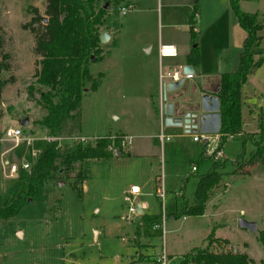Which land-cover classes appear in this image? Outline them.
Segmentation results:
<instances>
[{
	"label": "rangeland",
	"instance_id": "rangeland-1",
	"mask_svg": "<svg viewBox=\"0 0 264 264\" xmlns=\"http://www.w3.org/2000/svg\"><path fill=\"white\" fill-rule=\"evenodd\" d=\"M134 4L125 14L118 7L108 10L105 23L116 33L100 43L103 58L88 64L92 79L98 71L106 72L105 78L82 94L76 116L64 119L57 131L60 152L76 143L93 144L106 133V149L112 155L87 159L82 182L74 177L82 168L74 162L69 176L58 178L62 175L54 173L35 184V194H23L15 213L0 217V264H152L162 246L179 263L191 247L208 244L213 251H227L233 244L252 258L249 264H264V243L258 238L264 237V164H260L264 137L258 135L260 123L264 128V63L254 74H247L240 86L241 125L234 134L225 135L221 159L214 160L204 142L191 138L198 129L184 132L180 126L161 122V132L168 137L160 144L152 135L157 134L160 121L153 120L147 93L154 90L157 102L158 69L165 72L168 66L178 65L171 56L158 59L156 49L159 40L174 42L179 55L187 47L193 0H134ZM220 6L221 0H197L194 23L198 42L215 50L224 38L223 19L216 17L211 23ZM32 7L44 19V0H0V202L26 174L20 169L8 175V165L31 160V151L37 152L47 136L45 127L36 122L45 109L37 103L38 93L33 89L40 56L33 50L30 30L32 26L42 29L44 21L25 26L33 15ZM185 79L184 96L179 90L166 91V100L186 106L187 99L197 106L195 95L204 81ZM90 82L84 81L86 88ZM24 118L26 123L21 124ZM17 125L22 140L14 145L3 135V128ZM120 131L131 137L129 155H113L118 153L117 144L121 150L127 148L120 144L124 135ZM74 136L88 140L76 142ZM256 146L260 148L255 156ZM56 163L64 165L59 159ZM211 169L219 173L220 181L208 191L203 212L175 217L182 200L193 203L197 177ZM132 184L139 188L134 200L142 204V213L164 215L163 243L162 226L151 224L140 228L135 241L139 216L128 215V203L123 200ZM157 184L163 189L162 199L156 193ZM238 217L255 221V229L239 227ZM210 229L213 232L207 236Z\"/></svg>",
	"mask_w": 264,
	"mask_h": 264
},
{
	"label": "trees",
	"instance_id": "trees-1",
	"mask_svg": "<svg viewBox=\"0 0 264 264\" xmlns=\"http://www.w3.org/2000/svg\"><path fill=\"white\" fill-rule=\"evenodd\" d=\"M44 0L43 14L45 19L39 15L36 7H32L33 15L25 24L37 20L43 22L42 29L30 27L34 34L33 50L40 57L37 61V68L34 72V84L28 87L31 94L33 88L37 93V103L45 114L38 118L36 122L46 129L49 139L43 141L38 153L32 159L31 165L22 181L17 183L15 189L5 195L0 202V217L12 216L18 207L19 200L23 194L29 196L35 194V184L55 175L61 178L73 168L74 162H80L85 158H105L111 156V152L106 149L109 141L108 135L104 134L93 144L85 146L74 144L65 152L58 150V141L55 138L61 123L66 118H72L77 114L82 94L94 90L97 87L98 72L92 79L88 64L90 61L98 60L102 57L101 44L99 42V25L106 16L108 10L119 7L122 3H130V0ZM230 8L236 16L238 24L245 31L241 41L238 64L234 70L224 71L217 75V88L212 93L218 98L220 122L218 133V144L225 139V135L234 134L241 125L240 86L245 81L249 70L262 61L261 56L254 58L256 46L260 40L257 31L261 28L256 12L243 11L238 6V0H228ZM131 4V3H130ZM197 10V0H193V12L188 16V40L189 50L185 56V61L191 65L198 64L199 47L197 32L194 29V19ZM5 68V65H4ZM91 79L86 88L84 81ZM157 112V108L155 107ZM258 135L264 137V128L259 124ZM117 140V139H116ZM118 143V141H117ZM264 150V143L260 144ZM253 153L258 155L259 148ZM118 155H128L127 151L121 150L117 144ZM264 160V155L260 156ZM56 159L64 165H57ZM196 167V166H195ZM87 170L83 167L77 169L74 177L81 181L86 176ZM55 178V179H58ZM220 181V175L214 169L206 171L197 177L194 185L192 204L187 205L182 200L179 213L201 214L205 207V200L211 187ZM77 191L80 189L73 185ZM160 221V215L140 214L139 224L135 230L139 236L140 228L144 225L155 224ZM213 229H210L207 236H211ZM264 243V237L258 236ZM211 239V238H210ZM226 242L225 239H222ZM211 240H209L210 242ZM209 245V244H208ZM208 245L200 247L195 245L182 254L178 264H249L251 258L245 252L235 248L227 251H213Z\"/></svg>",
	"mask_w": 264,
	"mask_h": 264
},
{
	"label": "crops",
	"instance_id": "crops-1",
	"mask_svg": "<svg viewBox=\"0 0 264 264\" xmlns=\"http://www.w3.org/2000/svg\"><path fill=\"white\" fill-rule=\"evenodd\" d=\"M130 3L132 5V8H134V5H135L134 0H130ZM122 4H125V3H122ZM221 5L222 6H220L218 8L217 13H215L214 18L211 21V23H214V20H216V17L217 18L220 17V19L221 18L223 19V21H224V28L222 26V29L224 32L223 41L220 44V46L217 47V50H215L213 48V46L209 47V44H207V43L203 44L202 40H200V42H198V47H199L198 64H196L194 66L192 65V68H193L192 76L187 78V79H190V78L196 77L197 79H200V80L202 79L204 81V83L202 85L201 84L199 85V88L201 90L200 92L210 93L212 87H214V85H215L216 78H217V75L219 73L224 72V71L234 70L236 68V66L238 64L239 53H240V50L242 48L241 47V41L245 35V31L238 24L236 16L232 12L230 5L228 3V0H221ZM238 6L243 11H248V12L254 11V12H256L258 20L261 23V28L257 31V33L260 35V40L256 46V52L254 53V58H256L257 56H261L262 61L259 65L251 68L249 70V72L247 73V74H254L257 71V69H259L262 66V64L264 63V0H238ZM108 12H107V14H108ZM125 13H122V14H125ZM105 17L102 20V22L100 23L99 27H100V30H105L108 33V37L106 39V41H108L109 39L114 37L116 31L112 28V26L109 23H107V22L105 23ZM196 17H197V13L195 14L194 23L197 22ZM196 32H198L197 29H196ZM197 37L199 39L198 33H197ZM159 42H161V41L159 40ZM187 42H188L187 47L181 51L180 55L177 51V54L175 56H171L172 61H174L176 63L175 65L181 66V65L187 63L185 61V56H186V54L189 50V47H190L189 40H187ZM171 43L174 44V42H171ZM176 49H178L177 46H176ZM156 52H157V49H156ZM157 57L159 59V58L170 57V56L159 57L158 52H157ZM171 59H169L167 61L170 62ZM224 67H230L231 69L224 70ZM169 68H170V66H168V69ZM98 72L101 73V75L99 76V80H98V84H99L104 80V78H105L104 75L106 72H103V71H98ZM157 78H158V76H157ZM208 83H210V84H208ZM152 91H154V90H152ZM152 91L147 93V96H148L147 98H149L150 110L153 114V120L156 122V119H158V121H160V116L158 114V110L156 113V111L154 109V106L157 107V109H158V100H159V93H160L159 80L158 79H157V86H156V94H154L155 96H157V102L153 98L154 92L152 93ZM170 92L171 93H175V92L177 93V91H170ZM165 95H166V92H165ZM162 96H163V92H162ZM166 101H168V100H166ZM171 101H173V100H171ZM162 117H163V115L161 116V119H162ZM261 125H262V123H261ZM168 126H170V125H168ZM159 127H160V125H159ZM121 133L125 134L124 132H121ZM104 134H106V133H104ZM180 134L181 133H178V135H180ZM152 135L156 136L155 133ZM57 137L58 136L56 134L55 138L58 141ZM163 141H160V144H162ZM130 144H131V142H130ZM130 147L131 146L127 147L124 150V151L128 152V155L130 154ZM116 155H118V153ZM87 159H89V158H85L80 162L81 167H84L83 165L85 164V161ZM98 159H100V158H98ZM255 163L256 164L260 163V161L254 162V164ZM260 164H264V162H262ZM83 179L81 180V182L83 181ZM135 203H138L140 206V212L137 214L139 216L140 214H142L143 207H142V204L138 200H136ZM186 215H188V214H186ZM182 216H184V215H182ZM255 224H256V222H255ZM239 251L245 252L244 250H241V249Z\"/></svg>",
	"mask_w": 264,
	"mask_h": 264
},
{
	"label": "built area",
	"instance_id": "built-area-1",
	"mask_svg": "<svg viewBox=\"0 0 264 264\" xmlns=\"http://www.w3.org/2000/svg\"><path fill=\"white\" fill-rule=\"evenodd\" d=\"M132 8V5L130 3H126V4H122L118 7L119 11L121 13H125L127 12L129 9ZM157 52H158V56L159 57H163V56H175L177 54V49L176 46L173 43H163V42H159L158 46H157ZM158 80H159V88H160V93H159V100H158V114L160 116V127L158 129V132L156 134L157 138L159 141H163L164 139H167L168 134H164V132H161V116L163 115V110H164V100L162 99V92H163V85L165 82L167 81H175L177 80L180 76H183L184 78H189L192 76V73H182L181 72V66H176V67H171L168 70H166L165 72H162L161 69H158ZM163 78H166V80H163ZM160 130V133H159ZM21 126L17 125V126H6L3 128V135L6 138H9L13 141V144H17L19 141L22 140L21 138ZM26 138V142L31 144L32 138H29L26 134L25 136ZM52 137L46 136V139H49ZM191 138L195 141H201L204 142V148L206 150V153L210 156H212V158L214 160H219L223 157L222 154V150H221V146L220 144H218V133H210V132H198V133H192L191 134ZM73 139L76 142H81L82 141H87L88 139L85 136H74ZM131 142V137L124 134L121 137V141L120 144L122 146H126L128 147V145ZM39 149L37 150V152H34V150L31 151V160L29 161H23L19 164L16 163H10L8 165V175H13L14 173H16V171L18 170H22V171H28L32 159L35 157V155L38 153ZM196 167L192 164L191 165V170H194ZM159 182V180H158ZM159 186V184H157ZM160 187V186H159ZM139 192V188L137 185L132 184L129 186V188L127 189V191L123 194V200L124 202L128 203L127 204V212L128 215H131L135 212V200H134V196ZM156 193L158 194L159 198L162 199L163 198V189L160 187L159 190L156 191ZM178 194V193H176ZM164 215L160 214V221L158 223H155L152 225V227H155L156 225H161L162 226V243H163V233H164V228H163V224H164ZM154 259H152V264H178V263H174L172 260V257L166 253V251L164 250L163 246L161 247V251L159 253H155V255L153 256ZM133 261V260H132ZM181 261V260H180ZM130 264H134L131 263ZM136 264H138V262H136ZM146 264V263H143ZM185 264H190V263H185Z\"/></svg>",
	"mask_w": 264,
	"mask_h": 264
},
{
	"label": "water",
	"instance_id": "water-1",
	"mask_svg": "<svg viewBox=\"0 0 264 264\" xmlns=\"http://www.w3.org/2000/svg\"><path fill=\"white\" fill-rule=\"evenodd\" d=\"M45 19V17H44ZM108 37V33L105 30L99 32V42H104ZM182 73H192L193 68L191 64L185 63L181 65ZM217 88V78L214 87L211 92H200L195 95V99L198 100V105L195 106L193 102H189L187 99L184 102L186 104H177L174 106L171 101H166V91L179 90L180 96H184V92L187 90V80L180 76L175 81H167L163 85L164 110L162 122L165 125L180 126L184 132L198 129L200 132L216 133L219 129L220 114H219V102L218 98L212 93ZM26 118L21 121V124L26 123ZM115 152L113 155H116ZM135 212H140V206L135 203ZM237 225L249 230H254L256 224L254 221L246 220L242 217H238ZM234 249V245L229 246Z\"/></svg>",
	"mask_w": 264,
	"mask_h": 264
}]
</instances>
